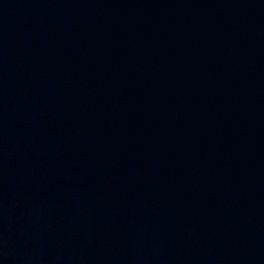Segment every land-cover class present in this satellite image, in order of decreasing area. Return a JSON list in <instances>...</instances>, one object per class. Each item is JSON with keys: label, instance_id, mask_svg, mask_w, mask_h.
Wrapping results in <instances>:
<instances>
[{"label": "water", "instance_id": "water-1", "mask_svg": "<svg viewBox=\"0 0 264 264\" xmlns=\"http://www.w3.org/2000/svg\"><path fill=\"white\" fill-rule=\"evenodd\" d=\"M0 264H264V0H0Z\"/></svg>", "mask_w": 264, "mask_h": 264}]
</instances>
